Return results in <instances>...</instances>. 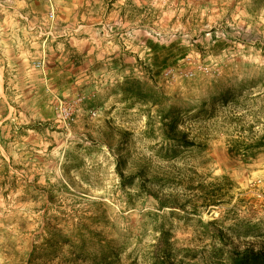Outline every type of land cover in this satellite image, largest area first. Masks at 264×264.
<instances>
[{"label": "rangeland", "instance_id": "obj_1", "mask_svg": "<svg viewBox=\"0 0 264 264\" xmlns=\"http://www.w3.org/2000/svg\"><path fill=\"white\" fill-rule=\"evenodd\" d=\"M0 78V264H149L199 220L264 251V141L228 155L264 136V0H0Z\"/></svg>", "mask_w": 264, "mask_h": 264}, {"label": "trees", "instance_id": "obj_2", "mask_svg": "<svg viewBox=\"0 0 264 264\" xmlns=\"http://www.w3.org/2000/svg\"><path fill=\"white\" fill-rule=\"evenodd\" d=\"M152 45L151 43L149 44ZM157 47V46H152ZM151 48V49H152ZM155 56V55H154ZM153 56V57H154ZM230 94H226L223 98L226 99ZM166 134H175L179 118L171 115V113L165 114L159 117ZM180 138H174L173 145L166 151V154L171 157H176V150L188 149L194 147V144L185 141V134L179 133ZM173 139V138H172ZM174 141H177L174 142ZM264 136L256 141L255 144H248L244 140H231L228 148V155L230 157H242L244 159L248 157L254 158L256 151L263 145ZM121 177L122 188L132 186L134 181L140 176H130L123 181ZM138 177V178H135ZM225 178H223L224 180ZM152 183H156L157 180H151ZM144 184V183H143ZM158 204V209H175L174 205L166 206V203H170L171 199L155 198ZM216 202H211L208 207L215 206ZM201 225L200 230L197 231L198 239L203 244L199 250L196 249H178L174 247V244L170 243V234L163 228L155 229L157 238L155 244L152 247L149 264H264V251L255 250L250 247H243L241 249L233 246L228 235L222 230L217 228V221L202 222L198 221ZM75 263L79 261L86 264H115L117 261L116 256H113L111 252H105L99 250L93 254L86 252V243L83 239L80 240L79 245L74 246ZM77 254V255H76ZM31 260L34 254L31 256ZM31 263V262H30Z\"/></svg>", "mask_w": 264, "mask_h": 264}, {"label": "bare ground", "instance_id": "obj_3", "mask_svg": "<svg viewBox=\"0 0 264 264\" xmlns=\"http://www.w3.org/2000/svg\"><path fill=\"white\" fill-rule=\"evenodd\" d=\"M0 82H1V78H0Z\"/></svg>", "mask_w": 264, "mask_h": 264}]
</instances>
